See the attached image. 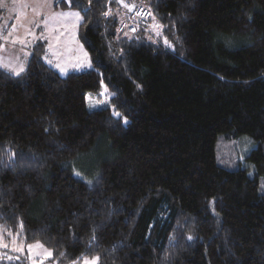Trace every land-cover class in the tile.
I'll use <instances>...</instances> for the list:
<instances>
[{
    "label": "trees",
    "instance_id": "16d2710c",
    "mask_svg": "<svg viewBox=\"0 0 264 264\" xmlns=\"http://www.w3.org/2000/svg\"><path fill=\"white\" fill-rule=\"evenodd\" d=\"M121 2L151 19L121 31ZM54 9L81 14L92 69L61 76L41 43L23 74L0 68V264H28L2 243L58 264H264V0ZM102 85L111 107L91 109ZM241 137L250 167L220 166Z\"/></svg>",
    "mask_w": 264,
    "mask_h": 264
},
{
    "label": "rangeland",
    "instance_id": "374dc122",
    "mask_svg": "<svg viewBox=\"0 0 264 264\" xmlns=\"http://www.w3.org/2000/svg\"><path fill=\"white\" fill-rule=\"evenodd\" d=\"M54 1L0 0V8L5 10L3 15L1 12L0 17L1 69L18 76L15 73L23 67L24 71L20 72V75L23 74L33 55V49L40 43L44 45V61L61 76L92 69L89 55L79 41L81 14L78 20L72 15L78 11L56 10L53 7ZM125 4L121 2L122 7H125L129 14L124 20H129L132 7H129L130 5L126 7ZM131 23L133 24V21ZM161 33V24L153 19L148 35L157 41ZM60 69H64V72L62 73ZM113 96L114 94L102 85L98 93L88 95L89 106L91 109L111 107ZM256 148L257 144L248 137H241L238 140H221L217 148L218 163L231 170L250 167L247 158ZM5 245L12 253L26 259L28 264H58L52 260L53 251L44 246H38L37 243L28 246L19 243L12 245L2 243L1 246ZM48 253L51 255L49 256ZM82 264H85V261Z\"/></svg>",
    "mask_w": 264,
    "mask_h": 264
},
{
    "label": "built area",
    "instance_id": "2783aa9c",
    "mask_svg": "<svg viewBox=\"0 0 264 264\" xmlns=\"http://www.w3.org/2000/svg\"><path fill=\"white\" fill-rule=\"evenodd\" d=\"M130 8H128L129 10ZM129 14V13H128ZM152 12L150 8L146 5H136L130 9V18L129 20H123L120 25L121 31H127L128 33H135L136 32V25L134 22L136 21H147L151 19ZM130 21V22H129ZM133 21V24L131 23Z\"/></svg>",
    "mask_w": 264,
    "mask_h": 264
},
{
    "label": "snow or ice",
    "instance_id": "6c2138e0",
    "mask_svg": "<svg viewBox=\"0 0 264 264\" xmlns=\"http://www.w3.org/2000/svg\"><path fill=\"white\" fill-rule=\"evenodd\" d=\"M125 6L127 7V5H125ZM72 15H74L78 20L80 19V13L79 12L73 13ZM105 15H107V13H105ZM165 43H167V40H165ZM85 55H86V53H85ZM49 63H51V61H49ZM56 67H59V65H56ZM60 70H61L62 73L64 72V69H60ZM22 71H24L23 67H21L20 70L17 71L15 74L16 75H20V72H22ZM114 115H116L117 117H119L120 116V113L119 112H115ZM126 122L127 121L125 120V123ZM77 175H79V173H77ZM89 183H91V182L89 181ZM92 238L95 239L94 236ZM188 239L191 240L192 237L189 236ZM38 246H41L42 247V245H39V244H38ZM48 255L50 256L51 253H48ZM98 259H99V257H95L92 261H85V264H96V262L98 261ZM73 264H76V262L73 261Z\"/></svg>",
    "mask_w": 264,
    "mask_h": 264
},
{
    "label": "crops",
    "instance_id": "0c3cea01",
    "mask_svg": "<svg viewBox=\"0 0 264 264\" xmlns=\"http://www.w3.org/2000/svg\"><path fill=\"white\" fill-rule=\"evenodd\" d=\"M55 1H54V4H55ZM53 7H54V5H53ZM4 11H5L4 9L0 8V17H1V12H2V15H3L4 14Z\"/></svg>",
    "mask_w": 264,
    "mask_h": 264
}]
</instances>
